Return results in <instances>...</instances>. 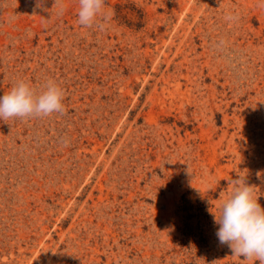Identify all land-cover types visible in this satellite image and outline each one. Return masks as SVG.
<instances>
[{
    "label": "rangeland",
    "instance_id": "1",
    "mask_svg": "<svg viewBox=\"0 0 264 264\" xmlns=\"http://www.w3.org/2000/svg\"><path fill=\"white\" fill-rule=\"evenodd\" d=\"M53 5L0 0V96L65 93L0 120V264H247L211 211L237 174L264 207V7L106 0L101 31Z\"/></svg>",
    "mask_w": 264,
    "mask_h": 264
},
{
    "label": "clouds",
    "instance_id": "2",
    "mask_svg": "<svg viewBox=\"0 0 264 264\" xmlns=\"http://www.w3.org/2000/svg\"><path fill=\"white\" fill-rule=\"evenodd\" d=\"M58 14L65 11L64 0H54ZM264 7V0H258ZM114 16L106 0H78L77 23L84 28L105 30ZM225 20L236 22L238 14H227ZM219 42L218 47L224 45ZM64 90L49 79L37 92L29 83L20 80L7 93L0 96V120L12 118H46L65 111ZM231 188L218 205V215L211 211L219 226L216 237L219 244L227 245L232 255L243 258L247 264H264V207L259 203L256 186L246 176L237 174L230 181Z\"/></svg>",
    "mask_w": 264,
    "mask_h": 264
}]
</instances>
